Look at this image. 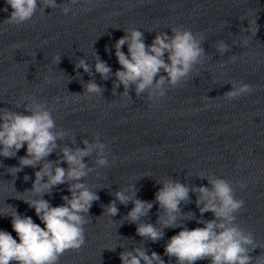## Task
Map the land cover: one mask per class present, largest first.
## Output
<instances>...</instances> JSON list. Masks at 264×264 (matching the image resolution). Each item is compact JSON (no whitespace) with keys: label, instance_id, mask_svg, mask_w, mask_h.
I'll list each match as a JSON object with an SVG mask.
<instances>
[{"label":"clouds","instance_id":"9594fccd","mask_svg":"<svg viewBox=\"0 0 264 264\" xmlns=\"http://www.w3.org/2000/svg\"><path fill=\"white\" fill-rule=\"evenodd\" d=\"M80 2L68 0V3L60 5L56 0H5L12 11L4 23L19 26L29 21L35 22L33 18L38 9L43 16L46 8L60 7L62 13L67 15L72 11V6ZM4 11L7 12L8 8ZM254 24L253 35L258 30L256 20ZM170 30L171 35L165 31L158 32L151 44H146L141 30L123 29L125 34L113 45L120 65L115 72L96 52L94 65L80 58L75 68L83 69L89 75L93 74L94 68V73L105 81L114 76L113 95L122 85L124 91L120 95L125 102L131 99L130 90H134L136 97L146 94L149 101H159L166 96L169 88L180 86L193 72H199L198 66L206 61L203 33H193L182 25ZM247 30H252L249 22ZM242 43L246 45L247 40ZM125 45L127 53L122 51ZM215 48L220 54L230 50L224 40L216 41ZM105 50L108 51L107 47ZM230 59L234 61L236 56ZM60 60L59 56L53 58L57 65ZM224 66L221 64V67ZM45 80L48 78L45 77ZM229 84L231 90L222 95L229 102L254 92V87L247 83L233 81ZM103 91L94 80H89L84 85L83 95L102 96ZM22 104L23 111L0 108V157L16 158L17 153L26 146V154L18 158V166L8 167L7 173L16 177L25 167H39L34 173L31 189L25 190L32 196L23 201L34 209L43 227L32 217L19 214L9 205L12 211L7 214L8 209H5L4 217L11 218V226L19 242L8 231L0 230V264H59L66 251L80 250L85 244V226L91 222L89 212L93 203L99 200L97 191L88 186L85 178L96 169L109 166L107 145L101 142L99 136L91 142L84 139L81 142L83 147L62 145L60 142L69 137V133L57 128L53 110L32 97L16 101L15 107L19 109ZM71 143H76L74 138ZM54 153L57 158L48 159ZM93 154L95 167L85 161ZM62 164L67 167H62ZM197 177L207 180V186H189L173 178L157 182L161 187L152 201L137 198L138 189L134 185L121 187L110 194L114 199L103 208V214L115 217L119 212L117 202L125 206L131 202L133 207L125 216L127 223L136 225V234L143 241L152 243L164 238L165 229L180 228L164 245V256L174 258L175 264H197L205 260L209 264H264V252L255 257L251 255L256 248L262 249L253 233L237 223V213L245 202L236 198L232 183L203 172ZM29 179L28 175L24 176L25 182ZM59 185H67L70 195L61 197L62 204L52 206L44 196H50ZM239 187L244 188L246 184L239 182ZM190 193L196 196L200 219L192 212H182L181 205L191 203ZM154 204L159 206L156 223L141 222ZM209 212L213 219H203V215ZM188 220H196L197 224L203 226L189 229L184 224ZM119 259L121 264H165L160 254L155 251L149 254V249L144 245L121 251Z\"/></svg>","mask_w":264,"mask_h":264}]
</instances>
